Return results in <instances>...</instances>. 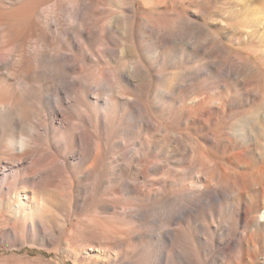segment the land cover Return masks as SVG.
Here are the masks:
<instances>
[{
    "label": "bare ground",
    "instance_id": "6f19581e",
    "mask_svg": "<svg viewBox=\"0 0 264 264\" xmlns=\"http://www.w3.org/2000/svg\"><path fill=\"white\" fill-rule=\"evenodd\" d=\"M196 3L0 0V264H264V157L256 166L236 140L246 113L216 123L201 99L195 135L145 136L148 33L158 48L195 39ZM119 26L135 49L115 45ZM255 90L264 106L263 75ZM97 246L104 256H88Z\"/></svg>",
    "mask_w": 264,
    "mask_h": 264
},
{
    "label": "rangeland",
    "instance_id": "374dc122",
    "mask_svg": "<svg viewBox=\"0 0 264 264\" xmlns=\"http://www.w3.org/2000/svg\"><path fill=\"white\" fill-rule=\"evenodd\" d=\"M126 1L129 2L130 0ZM196 1V5L190 8V16L195 21L193 28L196 31L193 32L196 40L187 38V42L169 44L164 46L165 48H158L151 46L154 44V40L152 37L149 38L148 33L149 41L142 52L146 58V66H148L146 68L147 74H144V82L145 86L150 88L148 90L151 93L144 94L143 99L148 103V112L152 116V120L155 121L151 123L146 130L147 132L145 131V134L147 133L145 136L155 141L161 139L160 142L163 145L169 144L170 135L176 132L184 137L195 135V132L189 128L193 120L192 117L195 115L193 107L201 99H208L214 111L216 117L214 122L216 123L220 122L224 116L239 115L240 113L244 115L246 113L242 118L243 123L246 121L247 124L246 135L244 138L237 136L236 140L241 146L240 150L246 148L250 150L252 162L259 166L264 157V106L257 105L259 99L257 101L258 96L255 89L259 76H264V0ZM124 6L127 8L128 4ZM115 9L120 8L115 5ZM119 27L118 32L121 31L116 33L117 42L115 45L118 46V43L119 45L122 43L119 48L125 45L130 48L132 45L133 48L136 47L135 44L127 41L128 37H126L124 27ZM205 38L209 41L208 45L205 47L197 46V40ZM225 64L236 69L235 73L224 77L221 73V67ZM186 68L189 70L186 71ZM191 69L195 73H192ZM163 74L164 76H162ZM204 81L205 85L203 84ZM163 84L171 85L173 92L167 97L158 98L154 91L156 87ZM127 91L129 90L127 89ZM222 106L226 110L225 114L220 113ZM189 109L192 110L189 111ZM122 112L120 110L119 113L122 114ZM238 117L241 118L239 115L236 119ZM124 120L128 121V118L124 117ZM234 122L237 125L240 123L238 120ZM139 137L140 133L136 129L124 135L121 143L117 142L116 145L119 144L120 146L127 139L133 140ZM165 148L167 151H171V147L166 145ZM219 157H224L223 151L215 152L214 159L217 158L225 165H229L228 161L221 160ZM167 161L174 169L167 171V176L169 178L179 177L177 169L183 166L178 161V157H168ZM155 173L151 172L150 179L162 176V171ZM194 180V175L186 177L188 183H192ZM224 217L218 215L216 219L224 221ZM90 249L88 256L91 253L98 259L104 256L101 246ZM117 251L115 250V252ZM260 259L263 263L264 254L260 256Z\"/></svg>",
    "mask_w": 264,
    "mask_h": 264
}]
</instances>
